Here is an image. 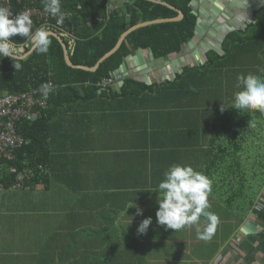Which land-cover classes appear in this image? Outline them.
Returning <instances> with one entry per match:
<instances>
[{
    "label": "crops",
    "instance_id": "obj_1",
    "mask_svg": "<svg viewBox=\"0 0 264 264\" xmlns=\"http://www.w3.org/2000/svg\"><path fill=\"white\" fill-rule=\"evenodd\" d=\"M194 8L196 35L181 53L158 60L138 50L114 75L113 87L79 85L74 100L54 111L41 155L46 173L30 190L4 187L0 162V264H264L258 248L264 222L249 200L230 201L239 190V162L253 168L260 150L254 134L236 149L243 140L221 129L237 111L231 108L237 75H246L234 64L252 57L254 48V59L264 63V0H196ZM256 31L257 41L227 59L233 65H220L227 62L229 38ZM211 52L220 62L214 68ZM128 79L150 89L122 94ZM254 118L264 120V114L242 112L236 124L251 125ZM172 164L191 165L212 181L208 211L220 223L210 241L197 239L196 229L207 223L203 216L176 232L157 223V186ZM260 186L257 201L264 200V180ZM148 217L152 224L139 234Z\"/></svg>",
    "mask_w": 264,
    "mask_h": 264
},
{
    "label": "trees",
    "instance_id": "obj_2",
    "mask_svg": "<svg viewBox=\"0 0 264 264\" xmlns=\"http://www.w3.org/2000/svg\"><path fill=\"white\" fill-rule=\"evenodd\" d=\"M157 3L147 0H61L62 11L71 16H65L63 24H57L56 18H53L46 27L63 36V40L71 55V60L76 66H84L93 68L97 62L108 52L113 50L119 42L121 36L131 27L141 22H150L158 19H174L178 17L179 11L184 13V18L180 21H170L165 23L151 24L141 27L130 33L123 42L120 49L106 59L99 68L94 71H85L83 69L72 68L68 66L65 60V52L61 42L50 36L52 43L47 54H36L32 52L25 60L22 61L23 67L20 71H16L12 66L9 58L0 59V100L8 94H21L34 89L44 90L42 86L52 83L58 88L51 89L48 97L49 107L41 112L37 119L25 120L19 125V131L29 140V144L19 152V157L23 158L27 155V160L36 166L43 165L46 167L42 159L44 143L47 139V128L49 121L53 117L54 111L62 107L66 103L73 101L71 95L77 94L79 85L87 82L91 83L94 91L99 90V83L104 78L113 77L123 66L125 60L138 50H149L152 56L158 60L167 59L173 54H179L184 47L190 44L195 35L198 22V14L195 11L194 3L196 0H157ZM167 3L171 7L165 5ZM37 8L43 10L41 0H36L34 4ZM13 7L16 12L23 10V5L18 0H13ZM45 27L36 25L33 29ZM69 34V35H68ZM259 31L254 36L238 39L229 38L226 42L227 52L224 60L230 59L237 54V50H246L244 48L247 41H257L259 39ZM21 37H14L13 40L17 44L23 43ZM233 46H228L229 43ZM242 48V49H241ZM30 51V49H28ZM257 48H254L252 57L246 58L237 64L246 75L258 66L264 68L261 60L254 59ZM209 65L211 68L220 64L218 56L211 52ZM220 65L231 66L233 64L223 62ZM213 66V67H212ZM192 73V72H187ZM186 73V74H187ZM186 74L180 77L173 86H180V82L188 78ZM263 72L255 73L262 76ZM193 83V80H190ZM133 88L141 90L150 89L149 86L139 84L134 80L128 79L124 82L122 94H128ZM194 88H199L194 85ZM190 95L196 100L198 94L194 93L189 87ZM240 90V89H239ZM110 94L112 90L109 89ZM191 99V100H192ZM260 113V112H259ZM242 113L234 111L233 114L224 121L222 131H229L233 136L243 140L236 143V149H242L243 142H251V134H254L255 148L259 152L255 153L254 167L240 168L238 166L239 190L233 192L230 201L237 198H243L246 202L249 200V208H253L258 200L260 193V184L264 180V156L260 152L264 144V130L258 123L251 125H237L236 121ZM261 115V113H260ZM252 145V144H250ZM13 165H20L14 162L4 163V179L2 183L4 187H10L14 182V176L10 174L9 168ZM44 176H37L34 183H38ZM261 182V183H260ZM263 200V198H261ZM264 201V200H263ZM246 208V207H243ZM257 217L264 222V209L257 212ZM262 242L259 243V250L264 251V232L260 234Z\"/></svg>",
    "mask_w": 264,
    "mask_h": 264
},
{
    "label": "clouds",
    "instance_id": "obj_3",
    "mask_svg": "<svg viewBox=\"0 0 264 264\" xmlns=\"http://www.w3.org/2000/svg\"><path fill=\"white\" fill-rule=\"evenodd\" d=\"M41 2L43 12L55 17L58 25L63 24L67 14L62 11L61 0H41ZM14 37H21L24 42L17 44L13 40ZM51 43L47 28L33 29V20L29 11L25 10L13 16L7 6L0 5V59L9 58L16 71L22 69V61L30 52L47 54ZM258 71L264 72V69H258ZM236 80V88L240 90L234 93L231 108L241 113L258 111L264 114V78L248 73L247 75L238 74ZM42 87L51 90L47 84ZM225 108L226 106L222 103L221 112ZM163 176L156 191L159 197L157 200L159 207L156 211L157 223L176 232L198 224L203 216L207 223L203 230L199 227L196 229L197 239L210 241L220 223L219 216L208 211L212 181L191 165L172 164ZM132 207L137 208V215L142 214L138 206ZM151 224V217L143 219L137 232L146 234Z\"/></svg>",
    "mask_w": 264,
    "mask_h": 264
},
{
    "label": "built area",
    "instance_id": "obj_4",
    "mask_svg": "<svg viewBox=\"0 0 264 264\" xmlns=\"http://www.w3.org/2000/svg\"><path fill=\"white\" fill-rule=\"evenodd\" d=\"M23 5L22 11H29L33 20V27L36 25L50 26V21L55 18L34 4L36 0H18ZM0 5L7 6L15 16L22 12H16L13 7V0H0ZM49 32H55L49 29ZM118 80L117 76L104 78L99 86L104 88L113 87ZM50 89H57L58 86L49 85ZM51 91V90H50ZM48 89H34L21 94H8L0 100V162L4 166L5 162L19 163L9 168V172L14 176V182L10 186L15 190H30V182L37 176H44L46 168L43 165L36 166L27 160V155L19 157V152L30 142L19 131V125L25 120L37 119L41 112L49 107ZM264 209V202L260 199L254 205V211L259 212Z\"/></svg>",
    "mask_w": 264,
    "mask_h": 264
},
{
    "label": "water",
    "instance_id": "obj_5",
    "mask_svg": "<svg viewBox=\"0 0 264 264\" xmlns=\"http://www.w3.org/2000/svg\"><path fill=\"white\" fill-rule=\"evenodd\" d=\"M147 1H151V2H154V3H157L158 1L157 0H147ZM165 5L171 7V5L167 4V3H164ZM173 8V7H171ZM178 17L174 18V19H158V20H154V21H150V22H141L139 24H137L136 26L134 27H131L130 29H128L120 38L119 42L117 43V45L115 46V48L113 50H111L110 52H108L107 54H105L98 62L97 64L93 67V68H88V67H84V66H76L74 65V63L72 62L71 60V55L69 53V49L67 47V45L65 44L64 40H63V37L61 35H59L57 32H50V36H53L55 38H57L63 48H64V52H65V60H66V63L68 64V66L72 67V68H78V69H83V70H87V71H90V72H94L96 71L99 66L106 60L108 59L110 56H112L113 54H115L119 49L120 47L122 46L123 42L125 41V39L127 38V36L132 33L133 31L141 28V27H144V26H148V25H151V24H158V23H165V22H170V21H180L184 18V13L182 11H179L178 10ZM32 52H30L31 54ZM29 54V55H30ZM28 55V56H29ZM27 56V57H28ZM246 226L248 228H250L251 230L253 231H257V224L253 221H248L246 223Z\"/></svg>",
    "mask_w": 264,
    "mask_h": 264
},
{
    "label": "rangeland",
    "instance_id": "obj_6",
    "mask_svg": "<svg viewBox=\"0 0 264 264\" xmlns=\"http://www.w3.org/2000/svg\"><path fill=\"white\" fill-rule=\"evenodd\" d=\"M254 123H258V124L264 125V120H262L260 118H254ZM261 130H264V128H262Z\"/></svg>",
    "mask_w": 264,
    "mask_h": 264
}]
</instances>
